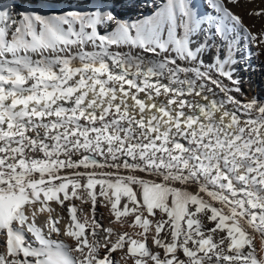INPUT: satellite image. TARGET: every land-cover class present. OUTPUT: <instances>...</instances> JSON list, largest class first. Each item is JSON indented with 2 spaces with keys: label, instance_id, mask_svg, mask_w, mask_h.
Listing matches in <instances>:
<instances>
[{
  "label": "snow or ice",
  "instance_id": "obj_1",
  "mask_svg": "<svg viewBox=\"0 0 264 264\" xmlns=\"http://www.w3.org/2000/svg\"><path fill=\"white\" fill-rule=\"evenodd\" d=\"M24 2L0 0V264H264V99L241 76L264 29L241 0Z\"/></svg>",
  "mask_w": 264,
  "mask_h": 264
},
{
  "label": "bare ground",
  "instance_id": "obj_2",
  "mask_svg": "<svg viewBox=\"0 0 264 264\" xmlns=\"http://www.w3.org/2000/svg\"><path fill=\"white\" fill-rule=\"evenodd\" d=\"M8 0H5V3H7ZM20 0H17V3H19ZM80 0H71V3L76 4L79 3ZM163 0H121L117 11H121L124 14L125 18L131 17L132 19H135L137 17L143 16V15H150L155 9V5H162ZM27 0H25L23 7H28ZM264 8V0H241V3L239 6H234L233 10L240 14L243 17L244 23L248 25L253 32H257L261 29H264V17H255V16H249L248 12L251 10ZM254 25V27H253ZM124 51H127V49H123ZM242 79L244 81L242 87L246 94L247 98H252L253 96L259 97L264 99V55H261L259 57L253 56L250 60V67L247 71L241 72ZM191 191H195L196 189L193 187L189 189ZM76 204H80V201H74ZM55 206V205H54ZM57 208L59 206H56ZM91 205H84V209L86 212H88V215L91 216V212L88 211L90 209ZM66 220H67V212L62 213ZM101 214L103 215V224L105 227H113L116 229L117 232H135L138 231V229H131L128 226V223L125 222L123 225L120 223H109L110 216L109 212L106 208H102L99 205L97 206V218L99 219ZM131 218H129L130 220ZM65 220V222H66ZM209 227H212V224L208 225ZM61 239H64L65 242L69 243L70 245L73 244V241L68 237H60ZM149 243H151V240L149 239ZM254 244L258 250V252L261 255H264V251H261L262 248H264V242L261 241L259 235H256V238L254 240ZM162 251V250H160ZM114 256L118 257V253H113ZM131 264V262H129Z\"/></svg>",
  "mask_w": 264,
  "mask_h": 264
}]
</instances>
